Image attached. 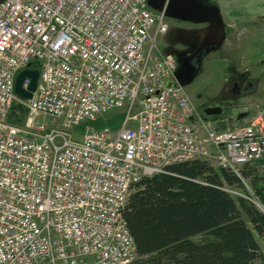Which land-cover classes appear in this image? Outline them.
<instances>
[{
  "label": "built area",
  "instance_id": "2783aa9c",
  "mask_svg": "<svg viewBox=\"0 0 264 264\" xmlns=\"http://www.w3.org/2000/svg\"><path fill=\"white\" fill-rule=\"evenodd\" d=\"M166 28L147 0L0 2V264H129L122 211L142 177L199 158L238 173L264 157V111L231 128L197 120L157 46ZM27 68L39 76L22 99ZM121 108L119 126L69 135Z\"/></svg>",
  "mask_w": 264,
  "mask_h": 264
},
{
  "label": "trees",
  "instance_id": "16d2710c",
  "mask_svg": "<svg viewBox=\"0 0 264 264\" xmlns=\"http://www.w3.org/2000/svg\"><path fill=\"white\" fill-rule=\"evenodd\" d=\"M14 110L20 112L14 118L20 123L24 111L20 106ZM100 118L78 126L80 130L107 126L93 127ZM262 161L264 157L243 164L235 173L199 158L142 177L133 185L122 211L136 253L129 264L264 261L258 242L264 239V212L257 207L264 209V173L254 167ZM242 178L249 180L254 199L234 198L227 191V187H242Z\"/></svg>",
  "mask_w": 264,
  "mask_h": 264
},
{
  "label": "rangeland",
  "instance_id": "374dc122",
  "mask_svg": "<svg viewBox=\"0 0 264 264\" xmlns=\"http://www.w3.org/2000/svg\"><path fill=\"white\" fill-rule=\"evenodd\" d=\"M215 1L220 6L225 22H228V35L217 52H211L206 56L201 71L183 88L193 106L198 107L210 99L217 98L221 90L228 87L230 83L228 79L233 71H248L256 83L254 91L239 98L238 106L226 109L222 114L223 117H227L228 121L225 120L227 128H231L235 123L230 120L237 112L247 113V116L241 119L246 121L258 111H264V0ZM167 22L171 31L191 27L190 24L175 19H169ZM164 38L166 39V36ZM125 113L124 108L108 110L93 127L100 124L117 127L122 123ZM47 123L54 127L59 124L52 118L47 119ZM82 130L77 125L70 129V133L67 132L73 139L80 140L85 131ZM211 165L217 168L216 162H211ZM254 167L258 173H264V161ZM227 191L234 198L245 196L254 199L249 180L245 178H242V187H227ZM257 207L264 212L258 204ZM258 242L264 255V239H258ZM253 264H264V261H255Z\"/></svg>",
  "mask_w": 264,
  "mask_h": 264
},
{
  "label": "water",
  "instance_id": "95a60500",
  "mask_svg": "<svg viewBox=\"0 0 264 264\" xmlns=\"http://www.w3.org/2000/svg\"><path fill=\"white\" fill-rule=\"evenodd\" d=\"M147 4L153 11L162 13L166 18L204 25L195 31L193 37V40L198 41V48L192 51L190 57L180 66L187 76L186 79H182L180 69L174 73L179 85L185 86L198 75L205 56L221 48L227 37V23L223 18L220 6L215 0H147ZM38 76V69L27 68L20 71L15 78L14 93L19 98L31 99L37 86ZM25 78L30 80L27 89L22 88ZM223 112L224 108L219 107V110L207 115L220 116ZM246 116L247 113H239L236 119L240 120ZM202 119H207V117ZM210 120L216 121L213 118ZM91 132V129L87 130V133Z\"/></svg>",
  "mask_w": 264,
  "mask_h": 264
},
{
  "label": "flooded vegetation",
  "instance_id": "af4514ba",
  "mask_svg": "<svg viewBox=\"0 0 264 264\" xmlns=\"http://www.w3.org/2000/svg\"><path fill=\"white\" fill-rule=\"evenodd\" d=\"M169 19L171 18H166V22ZM179 22H183V21H179ZM184 23H188V22H184ZM188 24H190L191 27L179 28L178 30L171 31L169 30V25L167 22V28L165 32L161 34L157 39V46L160 49V51L163 53L170 54L176 61L177 66L175 71L179 70L183 61L189 58L190 55L192 54L191 52L195 51L198 48V41L193 40V37L196 33L195 31L204 26L203 24H192V23H188ZM165 36L166 39L164 38ZM205 58L203 59V62ZM179 71H180V75L182 74L183 76L182 79L185 80L187 77L186 74H184L182 69H180ZM228 81L230 82L228 84V87L226 89H222L217 98L210 99L202 103L200 106L195 107L197 120H210V118H213V120L216 119V122H220L223 120L228 121L227 117H223V115L208 116L207 114L219 110V107H223L225 112L226 109H230L231 107L238 106L239 105L238 99L251 94L254 91L256 85L255 80L252 77H250L248 71H242V72L233 71L230 74ZM239 113H245V112H237V114L233 118H231L230 121L232 122L238 121L236 117ZM204 117H207V119H202Z\"/></svg>",
  "mask_w": 264,
  "mask_h": 264
},
{
  "label": "crops",
  "instance_id": "0c3cea01",
  "mask_svg": "<svg viewBox=\"0 0 264 264\" xmlns=\"http://www.w3.org/2000/svg\"><path fill=\"white\" fill-rule=\"evenodd\" d=\"M226 23H228V22H226ZM227 27H228V26H227ZM228 31H229V30H228ZM227 35H228V34H227ZM219 49H220V48H219ZM219 49H218V50H219ZM218 50H216V51H218ZM216 51H214V52H216Z\"/></svg>",
  "mask_w": 264,
  "mask_h": 264
}]
</instances>
